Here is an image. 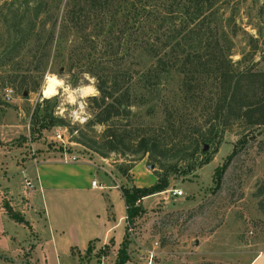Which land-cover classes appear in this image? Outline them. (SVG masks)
<instances>
[{"label": "rangeland", "instance_id": "obj_1", "mask_svg": "<svg viewBox=\"0 0 264 264\" xmlns=\"http://www.w3.org/2000/svg\"><path fill=\"white\" fill-rule=\"evenodd\" d=\"M53 1L44 0L48 3L45 12L36 15L32 9L34 0H0V154L13 156L16 162L51 160L60 155H74L76 161L94 164L104 160L119 174V167L127 169L143 163L155 176L158 168L146 154L104 152V126L91 125L96 112L92 98L98 92L95 78L83 67L90 56L88 44H80L70 32H58L56 42L48 43L53 20L60 15L65 0L58 10ZM218 10L232 40L231 59L237 68L264 70V0H219ZM55 31H59L57 26ZM126 47L117 61L132 73L135 98L129 118L118 120L117 125L131 134L156 131L163 125L164 106L178 104L185 125L202 124L200 133H204L205 106L184 104L180 75L156 74L153 57L141 49L134 50L128 42ZM48 78L57 81L51 96L43 94ZM83 87L91 90L80 94ZM77 101L84 105V122L70 118ZM36 106L38 116L49 108L53 116L64 120L65 126H60L67 128L64 143L52 138L59 126L31 135ZM196 135L186 138L185 153H179L176 147L166 153L163 166L172 168L176 163L177 170L171 175L168 189L140 201L144 212L126 223L129 261L144 264L146 252L153 250L154 264H264V127L243 129L232 125L218 144L205 143L207 148L202 150L208 151L211 159L201 166L198 163L205 155L190 156L188 151ZM245 140L249 141L233 157L220 186L215 188V168ZM94 148L103 151V155ZM183 171L187 173L182 174ZM129 174L120 180L127 186L133 185ZM172 189H181L182 195L172 196ZM0 209L5 214L9 212L2 195ZM114 251L108 246L76 250L71 261L114 264Z\"/></svg>", "mask_w": 264, "mask_h": 264}, {"label": "trees", "instance_id": "obj_2", "mask_svg": "<svg viewBox=\"0 0 264 264\" xmlns=\"http://www.w3.org/2000/svg\"><path fill=\"white\" fill-rule=\"evenodd\" d=\"M34 1L35 14L45 12L48 3ZM53 2L54 9L58 10L62 0ZM218 4L219 0H65L60 15L53 20L54 30L49 32L48 43L56 42L58 32H70L77 36L80 44H88L90 56L83 67L95 78L98 92V96L92 98L96 112L91 125L104 126L101 144L104 152L146 154L150 163L158 168L155 183L148 187L120 186L128 223L144 212L140 203L144 197L168 189L171 175L177 173L176 163L172 170L163 166L162 161L175 147L180 149L179 153H185L187 137L198 134L192 138L188 151L190 156L205 155L198 163L201 166L211 159L210 153L202 150L201 143L218 144L223 132L234 124L243 129L264 127V70L248 66L240 69L234 64L230 52L232 40L226 23L222 22ZM127 42L134 50L141 49L155 59L156 74L176 72L180 75L184 104L205 106L203 122L207 129L204 133H200L202 124L185 125L178 104L164 106L163 125L156 131L131 134L117 125L118 120L129 118L135 98L132 73L117 61L127 49ZM38 111L36 106L31 117V135L65 126L64 120L53 116L49 108L44 109L41 116ZM248 141H240L241 147L233 148L222 165L215 168V188L220 186L233 157ZM94 149L103 155V151ZM130 168L118 169L126 177ZM7 206V214L14 221L25 223L21 216L10 214L8 202ZM126 247L127 239L120 246L114 264L128 260Z\"/></svg>", "mask_w": 264, "mask_h": 264}, {"label": "crops", "instance_id": "obj_3", "mask_svg": "<svg viewBox=\"0 0 264 264\" xmlns=\"http://www.w3.org/2000/svg\"><path fill=\"white\" fill-rule=\"evenodd\" d=\"M63 157L16 162L0 154V195L10 214L25 222L14 221L0 209V264H73V251L105 246L117 257L127 239L123 175L104 160L94 164ZM128 172L137 187H148L157 179L143 163ZM26 180L32 189H25ZM124 264H132L129 256Z\"/></svg>", "mask_w": 264, "mask_h": 264}, {"label": "built area", "instance_id": "obj_4", "mask_svg": "<svg viewBox=\"0 0 264 264\" xmlns=\"http://www.w3.org/2000/svg\"><path fill=\"white\" fill-rule=\"evenodd\" d=\"M83 108H84V105L82 103V101H77V105L75 108H72L71 111H70V118L76 120V121H79V122H84L85 121V117L83 115ZM67 133V128L66 127H57L56 130H55V134L53 135V140L55 141H58V142H61V143H64L65 142V134ZM64 160L65 161H70V162H73V161H76V156L74 155H71V156H64ZM91 185L93 187H96V182L93 180L91 181ZM24 186H25V189L27 190H30L32 189L34 186L32 184L31 181L29 180H26L24 182ZM172 192V196L174 197H179L182 195V190L181 189H172L171 190ZM128 229L130 230L131 228L128 227ZM155 253L153 250H149L146 252V259H145V262L144 264H154L153 263V257H154Z\"/></svg>", "mask_w": 264, "mask_h": 264}, {"label": "bare ground", "instance_id": "obj_5", "mask_svg": "<svg viewBox=\"0 0 264 264\" xmlns=\"http://www.w3.org/2000/svg\"><path fill=\"white\" fill-rule=\"evenodd\" d=\"M54 83H57V81L54 80V78H48L45 86H44V92L46 96H51L53 94V88H54ZM91 88V87H90ZM89 87H83L79 92L80 94H87L91 89Z\"/></svg>", "mask_w": 264, "mask_h": 264}, {"label": "water", "instance_id": "obj_6", "mask_svg": "<svg viewBox=\"0 0 264 264\" xmlns=\"http://www.w3.org/2000/svg\"><path fill=\"white\" fill-rule=\"evenodd\" d=\"M206 148H207V146H206V145H204V147H203V150H206ZM149 168H153V166H152V165H150V166H149Z\"/></svg>", "mask_w": 264, "mask_h": 264}]
</instances>
